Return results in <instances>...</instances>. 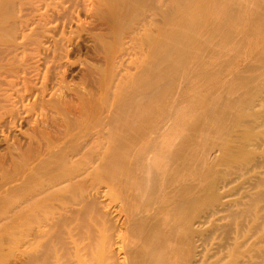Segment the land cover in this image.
I'll return each mask as SVG.
<instances>
[{"label": "bare ground", "instance_id": "6f19581e", "mask_svg": "<svg viewBox=\"0 0 264 264\" xmlns=\"http://www.w3.org/2000/svg\"><path fill=\"white\" fill-rule=\"evenodd\" d=\"M0 264H264V0H0Z\"/></svg>", "mask_w": 264, "mask_h": 264}]
</instances>
